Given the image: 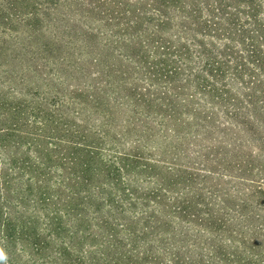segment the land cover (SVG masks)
Here are the masks:
<instances>
[{
	"label": "rangeland",
	"instance_id": "obj_1",
	"mask_svg": "<svg viewBox=\"0 0 264 264\" xmlns=\"http://www.w3.org/2000/svg\"><path fill=\"white\" fill-rule=\"evenodd\" d=\"M157 1L0 0V124L19 129L16 136L0 138L5 144H0V193L5 191L10 202L5 204L7 212L25 213L31 222V208L38 204L31 201L27 182L31 184L34 171L40 176L31 169V150L44 163L60 164L68 154L60 146L66 138L63 128L84 123L106 137L99 144L108 160L124 167V178L112 185L116 189H99L104 201L111 196L110 229L119 232V238L93 241L99 245L91 252L94 264H114L130 253V258L158 254L161 260H173L177 255L185 263L221 264V233L211 226L209 235L204 234L203 220L196 219L203 211L188 212L176 221L165 216L162 199L182 189L187 196L190 187L196 192L193 204L209 202L211 195L224 215L227 209L221 205L234 200L227 216L245 214L234 220L235 229L264 236V195L256 194L258 184L251 182L258 170L264 172V161L255 158L261 153L264 160V72L232 64L220 73L204 68L215 55L225 60L226 51L230 59L240 54L225 47L221 30L212 34L216 40L202 42L194 35L206 32L204 27L152 19L145 10ZM237 1L224 0L222 8ZM169 31L170 43L165 38ZM230 36L241 44L247 34ZM181 37L198 46L200 67L187 65L192 64L194 47L189 52L169 47L178 45ZM259 37L264 41V31ZM243 48L248 50V43ZM13 105L21 107L19 123L8 113ZM31 112L48 124L31 127V119L26 121ZM76 172L78 167L70 166L50 177L60 176L69 188L82 186L72 180ZM226 174L232 178L222 177ZM248 188L254 194L248 204L235 201ZM161 189L167 194H153ZM65 197L66 191L55 192L58 201L38 218L60 215L67 207ZM22 243L19 248L31 254V243ZM0 248L7 257L0 264H31V257L25 258L12 241H0Z\"/></svg>",
	"mask_w": 264,
	"mask_h": 264
},
{
	"label": "trees",
	"instance_id": "obj_2",
	"mask_svg": "<svg viewBox=\"0 0 264 264\" xmlns=\"http://www.w3.org/2000/svg\"><path fill=\"white\" fill-rule=\"evenodd\" d=\"M211 2L215 3L214 7L209 5ZM223 4L224 0H158L149 5L145 12L152 19H160L162 22H175L178 20L179 25L186 21L193 27H204L206 32H197L194 35L201 39L202 42L216 40L212 34L219 30L223 31L222 42L225 47L236 50L240 55L238 57L233 55V59H230L229 53L226 51L225 60L215 55L213 61L209 62L204 68L208 67L211 71L220 73L223 72L225 65L232 64L236 69L240 70L244 69L245 66H249L258 74H261L264 72V41L260 40L259 34L264 31V0H240L237 1L236 5L222 8ZM179 25L175 26L177 32ZM171 31H173V28ZM145 32L147 33V31ZM170 33V31L166 33L165 38L168 40L171 39ZM239 33L247 34L244 41L240 40L243 42L241 44L235 43L230 36L231 34ZM176 38L178 40V36ZM185 39L190 42H186L182 38L178 45L169 44V47L176 46L178 48L179 46L187 52L194 47L195 55L191 57V63H194V65H187H189L190 69H194V66L198 68L201 65L199 61L200 54L197 50L198 46L194 40ZM171 41L172 39L169 43ZM246 43H248V50L243 48ZM175 53H179V51ZM226 75L232 76V73L226 72ZM207 77L214 81L212 74L208 73ZM250 77L252 78V76ZM230 80L233 81V78L231 77ZM230 90L232 91V88ZM238 110L240 111V109ZM8 113L14 123L21 121V107L19 105H13L8 108ZM45 113H47V110ZM30 119L31 127H43L48 124L45 119H40L38 114L33 115V112H31V116L26 118V121ZM52 122L57 124L55 121ZM0 125L2 127L0 128V138L3 136H16L19 130L14 124L11 127L5 124L4 121ZM63 131L66 133V138L60 140V146L68 154L59 159L60 164L49 165L44 163L31 150V169L40 171V176H38L37 172H33L31 184L27 182V185L31 188V201L38 204L37 207L33 206L31 208L33 213L31 214V222L28 221L25 213L7 212L5 204L10 202L5 197V191L4 194L0 193V241L9 244L11 241L15 243L16 248L24 254L25 258L27 255L31 257V264H94L95 259L91 256V252L96 250L99 245L93 241L101 236H104V239L119 238V232L114 233L110 229L111 196H106L107 201H104L99 189L100 187H108L111 191L116 189L112 185L117 184L124 178V167L108 160L107 151L101 148L99 144L100 141L106 138L101 132L98 133L94 128H87L84 123H81L78 128L68 125L63 128ZM0 144H3L1 140ZM32 145L34 146L35 144L31 143V149ZM1 147L3 146L1 145ZM52 151L54 150H50V152ZM255 158L259 162L264 161L261 153H256ZM70 166L78 167V172L72 175V180L81 181L83 183L82 186L69 188L64 184L60 176L50 177L53 171H62ZM9 170H11V175L16 172L12 168ZM259 171L257 180H251V182L258 184L256 194L261 193L264 195V172ZM210 173L216 176V174ZM88 176H90L91 180H88ZM102 177L105 179L104 182L94 181L96 178L101 179ZM222 177L232 178L228 174L222 175ZM170 183L172 184L173 182ZM179 184L182 185V182H179ZM53 188L55 190H52ZM189 189L187 196H185L184 189H182L178 190L176 195L163 197L164 207L168 211L165 216L179 221L188 212L203 211L196 214V219L203 220L207 229L204 230V234L209 235L211 226H216L218 232L221 233V237L218 240V245L222 252L221 264H264V236L256 238L249 234L238 232L235 229L234 220L243 219L245 217L244 213L239 215L233 212L237 216H227L232 212L229 207L234 200L232 202H224L221 205L227 209L224 215L221 210H218L220 205L211 195L209 202L198 200L193 204L192 199L196 196V192L193 188L189 187ZM45 190H50V193L46 194ZM65 191L64 206H67L65 210L60 215L56 214L51 219L45 218L41 221L38 215L45 216L50 211L47 207L58 201L55 200V192L64 193ZM11 192H15V190H8V194ZM157 193L167 194L164 189H161L160 192H153V194ZM241 194L245 198H241ZM240 195L236 197L235 201L244 203V205H247V200L254 196L250 188L247 189V192L240 193ZM56 196L59 197L60 195L57 194ZM70 211L72 214L66 217L68 216L66 214ZM166 221L164 219L163 222L166 224ZM188 225L194 224L190 222ZM28 226H31L29 235L26 229ZM8 238L10 239L8 240ZM24 240L31 243V254L19 248L18 243L24 245L22 243ZM113 248L117 251L121 249L120 246H114ZM107 254L108 252L103 253L105 259H107ZM131 255L130 253L122 256L119 260H113L115 261L114 264H195L181 262L177 255L173 260L165 256L161 260L158 254H153L151 257L138 258H130ZM124 260L126 261L124 262ZM58 261H61V263H58ZM104 264L110 263L106 261ZM199 264L210 263L201 260Z\"/></svg>",
	"mask_w": 264,
	"mask_h": 264
},
{
	"label": "clouds",
	"instance_id": "obj_3",
	"mask_svg": "<svg viewBox=\"0 0 264 264\" xmlns=\"http://www.w3.org/2000/svg\"><path fill=\"white\" fill-rule=\"evenodd\" d=\"M7 257L3 248H0V262L6 261Z\"/></svg>",
	"mask_w": 264,
	"mask_h": 264
}]
</instances>
